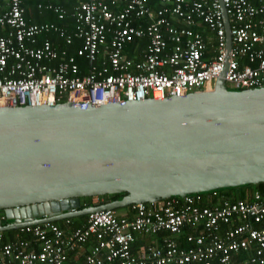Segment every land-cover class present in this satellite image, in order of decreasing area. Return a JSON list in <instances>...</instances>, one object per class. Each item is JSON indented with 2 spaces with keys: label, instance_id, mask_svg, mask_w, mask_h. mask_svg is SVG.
<instances>
[{
  "label": "built area",
  "instance_id": "built-area-1",
  "mask_svg": "<svg viewBox=\"0 0 264 264\" xmlns=\"http://www.w3.org/2000/svg\"><path fill=\"white\" fill-rule=\"evenodd\" d=\"M25 2L0 0V109L163 100L211 90L220 77L237 90L264 87V0L37 5L70 30L28 23ZM127 209L90 213L69 232L54 222L16 229L10 240L0 232V264H65L70 253L83 264H264L259 192L230 202L212 190Z\"/></svg>",
  "mask_w": 264,
  "mask_h": 264
},
{
  "label": "water",
  "instance_id": "water-1",
  "mask_svg": "<svg viewBox=\"0 0 264 264\" xmlns=\"http://www.w3.org/2000/svg\"><path fill=\"white\" fill-rule=\"evenodd\" d=\"M225 85L220 77L211 90L163 100L0 109V211L12 221L0 232L264 183V87ZM119 193L80 209L81 198Z\"/></svg>",
  "mask_w": 264,
  "mask_h": 264
},
{
  "label": "trees",
  "instance_id": "trees-1",
  "mask_svg": "<svg viewBox=\"0 0 264 264\" xmlns=\"http://www.w3.org/2000/svg\"><path fill=\"white\" fill-rule=\"evenodd\" d=\"M78 1L79 0H65V2H62V0L61 1L52 0V2L50 3L63 5L67 9H71V7L73 5H76ZM39 3H44V0H26L25 17L28 23L39 24V23L49 22V23H55L58 25L62 24V22L59 21L56 15L53 14V12L51 11L44 10L42 12L43 14H38L37 5ZM157 7L158 6L156 5V8ZM68 23H70L69 20H68ZM58 46L59 48L65 47L62 41L59 42ZM228 89L233 90V91H238L237 89H234V88H228ZM218 191L222 193L225 196V198L230 202H235V201L244 200V199L252 200L254 192H259L262 198H264V183H258L254 185L253 184L245 185V186H241L238 188H226V189H221ZM125 195H126L125 193H119V194H110V195H104V196H98V197L81 198L80 199V209L90 208L96 205L117 201V200L122 199ZM126 208H123V209H126ZM118 210H121V209H118ZM118 210H115V211H118ZM85 219H86V216H79V217L70 219L69 220L70 224H67V225L65 223L66 221L54 222V224H57L65 232H68V230L70 231L73 227L83 224L85 222ZM0 221L3 226L11 223V221H8L4 218V214L2 211H0ZM14 232H15L14 230L3 232L2 235H3L4 240H10ZM187 234L188 232L186 231L185 236ZM178 242L180 246H183L185 244L184 236H180L178 238ZM243 258L244 256L240 255V259H243ZM65 264H83V256L79 255V253H70L69 260Z\"/></svg>",
  "mask_w": 264,
  "mask_h": 264
},
{
  "label": "crops",
  "instance_id": "crops-1",
  "mask_svg": "<svg viewBox=\"0 0 264 264\" xmlns=\"http://www.w3.org/2000/svg\"><path fill=\"white\" fill-rule=\"evenodd\" d=\"M61 1V0H60ZM81 0H79L78 2H80ZM49 2H52V0H49ZM62 2H65V0H62ZM78 4V3H77ZM76 4V5H77ZM54 5H56V6H60L62 9H65V10H67V11H72L73 9H74V7L76 6V5H73L72 7H71V9H67L66 7H64L63 5H59V4H54ZM25 7H26V5H25ZM38 14H40L39 12H38ZM41 14H43V13H41ZM62 22V24H59V25H64V27L66 26V28L68 29V30H70L71 29V22L70 23H68L67 21L66 22H63V21H61ZM53 38V41H55L56 42V46H58L59 45V42L60 41H58V40H56V39H54L55 37H52ZM123 210V213H120V215L122 214V215H126L127 213H128V209L126 208V209H122ZM122 210H120V211H122ZM117 213H118V211H117ZM72 219V218H71ZM60 221H65V220H60ZM56 222H59V221H56ZM82 222H83V220H82ZM66 223V222H65ZM57 225V224H56ZM67 225V224H66ZM72 226V225H71ZM68 232H69V230H68Z\"/></svg>",
  "mask_w": 264,
  "mask_h": 264
},
{
  "label": "rangeland",
  "instance_id": "rangeland-1",
  "mask_svg": "<svg viewBox=\"0 0 264 264\" xmlns=\"http://www.w3.org/2000/svg\"><path fill=\"white\" fill-rule=\"evenodd\" d=\"M225 86H227V88H232L231 85H229V84H226ZM121 210H122V209H121ZM120 213H123V210H122V211L118 210V214H120ZM11 222H12V221H11Z\"/></svg>",
  "mask_w": 264,
  "mask_h": 264
}]
</instances>
